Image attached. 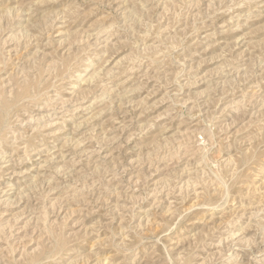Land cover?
I'll use <instances>...</instances> for the list:
<instances>
[{
    "label": "rangeland",
    "instance_id": "1",
    "mask_svg": "<svg viewBox=\"0 0 264 264\" xmlns=\"http://www.w3.org/2000/svg\"><path fill=\"white\" fill-rule=\"evenodd\" d=\"M0 264H264V0H0Z\"/></svg>",
    "mask_w": 264,
    "mask_h": 264
}]
</instances>
